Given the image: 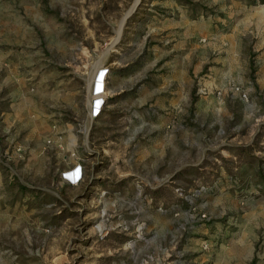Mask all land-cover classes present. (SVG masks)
<instances>
[{
    "label": "rangeland",
    "instance_id": "obj_1",
    "mask_svg": "<svg viewBox=\"0 0 264 264\" xmlns=\"http://www.w3.org/2000/svg\"><path fill=\"white\" fill-rule=\"evenodd\" d=\"M263 80L261 0H0V264H264Z\"/></svg>",
    "mask_w": 264,
    "mask_h": 264
},
{
    "label": "crops",
    "instance_id": "obj_2",
    "mask_svg": "<svg viewBox=\"0 0 264 264\" xmlns=\"http://www.w3.org/2000/svg\"><path fill=\"white\" fill-rule=\"evenodd\" d=\"M242 23H243V25H242V29H243V31L241 32V36L242 35H245L246 34V32H250L249 31V29H250V26L252 25L253 26V31H255L256 30V23H255V21H253V22H251V21H242ZM253 31L251 32V36H255V35H257V34H255V33H253ZM257 32V31H256ZM263 83H264V80L262 81ZM46 98H48V99H51L52 101H53V98L54 97H52V95H46ZM53 102H51V104H52Z\"/></svg>",
    "mask_w": 264,
    "mask_h": 264
},
{
    "label": "built area",
    "instance_id": "obj_3",
    "mask_svg": "<svg viewBox=\"0 0 264 264\" xmlns=\"http://www.w3.org/2000/svg\"><path fill=\"white\" fill-rule=\"evenodd\" d=\"M98 91L100 90V89H97ZM98 109L97 108H95V113H94V116H96L97 114H98Z\"/></svg>",
    "mask_w": 264,
    "mask_h": 264
},
{
    "label": "bare ground",
    "instance_id": "obj_4",
    "mask_svg": "<svg viewBox=\"0 0 264 264\" xmlns=\"http://www.w3.org/2000/svg\"><path fill=\"white\" fill-rule=\"evenodd\" d=\"M98 89H101V85H100V87H99ZM74 176H75V177H74L73 179H75V178H76L77 174L75 173V175H74Z\"/></svg>",
    "mask_w": 264,
    "mask_h": 264
},
{
    "label": "trees",
    "instance_id": "obj_5",
    "mask_svg": "<svg viewBox=\"0 0 264 264\" xmlns=\"http://www.w3.org/2000/svg\"><path fill=\"white\" fill-rule=\"evenodd\" d=\"M262 3H264V0H261Z\"/></svg>",
    "mask_w": 264,
    "mask_h": 264
}]
</instances>
